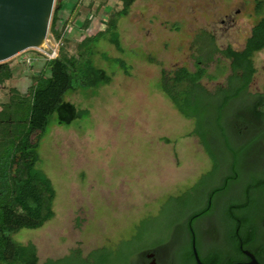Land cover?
<instances>
[{
    "label": "rangeland",
    "instance_id": "1",
    "mask_svg": "<svg viewBox=\"0 0 264 264\" xmlns=\"http://www.w3.org/2000/svg\"><path fill=\"white\" fill-rule=\"evenodd\" d=\"M60 2L57 31L63 32L67 56L78 53L84 38L104 30L110 15L123 6L121 0ZM262 18L264 0H134L117 24L120 48L107 43L106 36L94 44L95 65L111 77L110 83L68 93L64 99L75 106L78 118L59 125L52 114L42 136L37 167L56 192L54 218L42 228L17 232L13 240L32 243L38 264H137L140 252L172 245L190 210L205 206L211 188L228 172L225 164L212 170L215 162L227 160L220 130L232 147H245L238 165L242 178L245 167L262 170L264 139L246 108L253 98L241 95L218 113L224 93L214 91L225 87L229 61L216 53L204 66L196 64L203 51L204 57L209 52L203 32L213 36L219 50L239 51ZM51 34L48 29L44 48L54 46ZM252 60L251 97L264 94V49ZM5 62L11 77L0 86V109L13 89L26 100L40 72L49 76L37 49ZM181 67L192 74L203 69L200 84L213 92L187 95L188 112L202 115L198 128L160 90L161 71L171 77ZM194 225L199 237L200 224ZM108 240H121L115 254L108 247L82 259ZM206 248L199 242L201 257Z\"/></svg>",
    "mask_w": 264,
    "mask_h": 264
},
{
    "label": "trees",
    "instance_id": "2",
    "mask_svg": "<svg viewBox=\"0 0 264 264\" xmlns=\"http://www.w3.org/2000/svg\"><path fill=\"white\" fill-rule=\"evenodd\" d=\"M121 1L122 9L110 15L104 30L84 38L78 44L76 55L67 56L62 44L58 56L53 60H46L49 76L44 77V72H40L35 82L28 88V99L17 98V90L13 89L8 103L2 104L0 109V264H38L35 246L32 243H17L12 236L23 229L42 228L55 216L53 202L56 192L51 180L37 167L40 160V142L52 114H56L59 125H68L78 118L75 106L64 99L68 93L77 91L78 88H97L110 83L111 77L95 65L94 44L98 39L106 36L107 43L113 44L116 49L120 48L117 24L129 13L134 0ZM61 7L59 0L50 20L49 32L55 39H60L63 35V32L57 31V13ZM87 25L86 21L83 26L86 28ZM203 35L209 39V52L207 57L203 56L204 51L202 55V52H199L201 57L196 60V64L204 66V61L214 60L213 56L216 53L223 55L229 61L230 74L226 77L225 87H218L214 91V93H224L218 113L224 111L230 105V101L241 95L253 98L246 107L250 114L249 122L257 127L259 137L264 139V94L253 97L247 94V88L255 73L253 55L264 49V18L253 26L244 48L239 51L231 47L219 50L214 45L213 36L205 32ZM204 74L205 71L201 68L192 74L185 67H181L174 71L171 77L161 71L160 90L163 96L183 119L196 122L195 128L199 127V117L202 115L199 112H188L187 95L198 92L212 96L213 92L207 91L200 84ZM10 77V63H0V86ZM35 132L39 134L37 140L32 142L30 136ZM220 132V139L224 140L227 160H222L220 165L215 162L216 164H213L215 169L212 170L216 171L225 164L228 172L218 185L211 188L206 201V204L210 203L211 206L201 209L198 216H205L208 211L224 204L225 207L221 209L220 214L222 220L227 222L232 218L231 216H234L233 209L238 206L247 211L255 201L252 196L259 197L260 194H264V168L254 170L245 167L246 173L242 178L238 165L240 153L245 147H232L221 130ZM201 136L202 134L199 135V139H204ZM206 154L209 155L207 152ZM232 195L236 198L233 199ZM213 198H216L215 203H212ZM195 211L190 210V214H194ZM194 217L187 219V222H191ZM181 255L183 262L193 261L190 248L185 247Z\"/></svg>",
    "mask_w": 264,
    "mask_h": 264
},
{
    "label": "flooded vegetation",
    "instance_id": "3",
    "mask_svg": "<svg viewBox=\"0 0 264 264\" xmlns=\"http://www.w3.org/2000/svg\"><path fill=\"white\" fill-rule=\"evenodd\" d=\"M255 201L250 208L233 209L234 216L224 222L222 220L221 209L225 206L220 204L215 209L208 211L205 216L199 217V212L211 206L210 203L190 214L191 222L183 224L182 230L177 231L171 246L161 245L158 248L142 251L138 254L140 260L137 264H196L194 250L203 264H248L252 258L258 264H264V194L259 197L252 196ZM260 198V199H259ZM244 200L246 198L244 197ZM248 207V205H247ZM214 210V211H213ZM196 223L200 224L201 234L196 235ZM203 238V241L201 240ZM122 240V239H121ZM107 241L105 245L94 248L85 258L102 249L111 247L115 254L120 241ZM126 241H129L128 239ZM204 242L206 250L204 257H201L198 245ZM115 243V244H114ZM164 246V247H163ZM190 248L192 260L183 262L180 256L184 248ZM81 256V253L78 252ZM130 264H133L132 262Z\"/></svg>",
    "mask_w": 264,
    "mask_h": 264
},
{
    "label": "water",
    "instance_id": "4",
    "mask_svg": "<svg viewBox=\"0 0 264 264\" xmlns=\"http://www.w3.org/2000/svg\"><path fill=\"white\" fill-rule=\"evenodd\" d=\"M55 0H0V63L44 47ZM196 264L200 262L194 250ZM248 264H258L253 257Z\"/></svg>",
    "mask_w": 264,
    "mask_h": 264
},
{
    "label": "built area",
    "instance_id": "5",
    "mask_svg": "<svg viewBox=\"0 0 264 264\" xmlns=\"http://www.w3.org/2000/svg\"><path fill=\"white\" fill-rule=\"evenodd\" d=\"M64 35H62V37L60 39H53L55 44L53 47H51L50 49L44 48L43 50H38L39 52H41L44 56V58L46 60H53L58 56L59 53V49L62 46V39H63ZM47 38V36H46ZM45 42H48V39H46ZM29 62V61H28Z\"/></svg>",
    "mask_w": 264,
    "mask_h": 264
}]
</instances>
